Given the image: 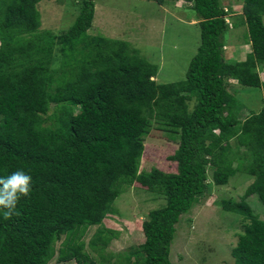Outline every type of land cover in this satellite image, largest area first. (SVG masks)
I'll return each instance as SVG.
<instances>
[{"label": "trees", "instance_id": "obj_1", "mask_svg": "<svg viewBox=\"0 0 264 264\" xmlns=\"http://www.w3.org/2000/svg\"><path fill=\"white\" fill-rule=\"evenodd\" d=\"M41 1L0 0V177L23 169L33 181L19 215L0 210V264H173L177 226L207 196L209 170L217 186L237 173L253 179L221 206L244 224L234 264H264V220L247 203L256 195L264 205V106L242 121L230 91L264 89V0L243 2L250 52L235 63L220 0H152L191 4L201 28L186 79L172 84L158 83L159 65L129 42L88 34L94 0L59 35L41 30ZM153 121L178 141L176 173L140 172ZM135 184L164 204L143 222L140 245L112 255L116 232L104 221Z\"/></svg>", "mask_w": 264, "mask_h": 264}, {"label": "rangeland", "instance_id": "obj_2", "mask_svg": "<svg viewBox=\"0 0 264 264\" xmlns=\"http://www.w3.org/2000/svg\"><path fill=\"white\" fill-rule=\"evenodd\" d=\"M83 0H43L38 5L42 31L57 35L66 32L76 21ZM227 8V22L232 28L226 35L225 56L231 63L241 62L250 52L247 45L248 31L243 24L244 0H220ZM95 16L91 36L129 42L153 64L159 65L156 81L160 84L183 82L189 64L201 43V28L191 4L169 1L163 6L152 0H94ZM264 81V71L261 72ZM234 85L236 82H232ZM230 91L242 102L239 118L244 121L251 113H258L264 106V89L231 86ZM52 112L54 109L52 108ZM173 132L158 122L151 123L144 136L145 152L140 172L157 168L166 173H176L177 164L170 161L178 148ZM207 196L177 226V235L171 249L173 264H234L231 255L244 232L240 217L226 213L223 201L239 202L253 179L237 173L227 186H217L213 171L208 172ZM255 215L264 220V205L256 195L247 199ZM164 204L161 197L151 194L135 184L115 203L116 213L104 221L106 229L116 232L107 253L117 255L138 246L144 241L142 224L149 213ZM97 227L90 229L88 243ZM89 252V249H87ZM52 264H55L53 262Z\"/></svg>", "mask_w": 264, "mask_h": 264}, {"label": "clouds", "instance_id": "obj_3", "mask_svg": "<svg viewBox=\"0 0 264 264\" xmlns=\"http://www.w3.org/2000/svg\"><path fill=\"white\" fill-rule=\"evenodd\" d=\"M32 177L23 169H17L0 177V210L4 217L19 215L17 205L22 198H28L32 191Z\"/></svg>", "mask_w": 264, "mask_h": 264}, {"label": "crops", "instance_id": "obj_4", "mask_svg": "<svg viewBox=\"0 0 264 264\" xmlns=\"http://www.w3.org/2000/svg\"><path fill=\"white\" fill-rule=\"evenodd\" d=\"M183 2H177V4L179 5V4H182ZM96 9V8H95Z\"/></svg>", "mask_w": 264, "mask_h": 264}]
</instances>
